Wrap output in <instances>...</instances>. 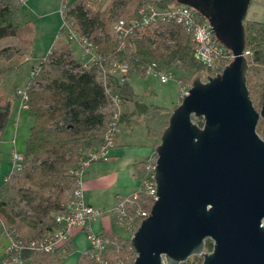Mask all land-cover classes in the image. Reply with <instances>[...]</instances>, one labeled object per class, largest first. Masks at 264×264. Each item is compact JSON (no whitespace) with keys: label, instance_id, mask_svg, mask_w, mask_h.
Instances as JSON below:
<instances>
[{"label":"trees","instance_id":"trees-1","mask_svg":"<svg viewBox=\"0 0 264 264\" xmlns=\"http://www.w3.org/2000/svg\"><path fill=\"white\" fill-rule=\"evenodd\" d=\"M15 1L0 0V41H12V44L0 48V133L9 121L10 92L15 88L13 78L19 68L18 63L8 62L28 54L25 45L29 48L30 42L24 44L21 36L30 35L32 30L29 23H18L21 8ZM142 1L145 0L135 1L129 16H135V9ZM71 2L68 15L77 31L96 48L102 59L101 65L107 69L111 62H121L127 66V72L123 76L124 83H108L109 91L106 93L97 80L99 65L83 68L82 63L74 59L71 49L74 45L62 36L64 41L59 49L48 53L30 71L33 75H29L24 91L27 95L26 117L31 124L21 154L22 169L11 178H15L12 183L5 180L0 183V223L23 246L44 239L58 228L53 216L66 201V193L71 189L67 172L78 166L80 156L101 145L109 121L106 106L111 96L116 95L121 101V124L126 117L124 104L131 102L133 110L130 116L143 120L148 139L159 140L169 112L137 101L127 78L144 76V69L151 64L166 72L180 70L185 75L208 73L193 58L195 46L191 36L178 25H153L139 35L128 37L124 47L119 49V44L107 33L111 20L123 14V3L112 0L103 10L97 9L89 15L81 4ZM154 4L159 9L176 6L174 0H159ZM196 20L204 21L197 14ZM243 30L245 50L250 53L245 74L246 89L251 103L259 106L264 98V78L254 82L250 74H257L264 68V13L260 22L244 19ZM193 121L201 127L200 120ZM147 173L145 162H138L132 167V178L136 183ZM150 203L143 193L139 194L131 213L134 209L148 211ZM112 237L115 241L103 252L102 262L81 255L77 264H131L132 259L124 258V252L133 255L129 240L120 238L115 232H112ZM204 248L210 251L211 243L206 240ZM18 257L26 264H54L59 260L60 253L23 249ZM200 262L198 257H192V264Z\"/></svg>","mask_w":264,"mask_h":264},{"label":"water","instance_id":"water-1","mask_svg":"<svg viewBox=\"0 0 264 264\" xmlns=\"http://www.w3.org/2000/svg\"><path fill=\"white\" fill-rule=\"evenodd\" d=\"M174 1L203 18L232 58L204 82L194 77L168 115L153 148L156 200L129 239L132 264L193 256L201 264H264V141L255 133L264 99L257 112L243 56L250 0Z\"/></svg>","mask_w":264,"mask_h":264},{"label":"built area","instance_id":"built-area-1","mask_svg":"<svg viewBox=\"0 0 264 264\" xmlns=\"http://www.w3.org/2000/svg\"><path fill=\"white\" fill-rule=\"evenodd\" d=\"M77 0H60L58 15L60 18V27L58 37L62 36L66 41L71 42L77 49L82 60V67L86 68L92 64L99 65L97 80L102 85L104 91H109L108 83L116 82L121 85L124 83V74L127 72V66L124 63L113 61L109 67L104 68L101 63L102 59L96 53V48L83 35H81L73 25L68 15L69 2ZM159 0H145L135 9V16L120 17L111 22L109 31L110 37L114 38L119 44V49L124 47V41L130 36L139 35L143 30L156 24L165 25L173 23L178 25L186 34L191 36L195 46L193 58L199 62L208 72V76L213 77L219 74L222 69L231 61L230 53L225 50L216 40L207 22H198L196 13L183 5H176L171 8L159 9L154 2ZM27 0H16L15 4L20 7H26ZM229 53V54H228ZM246 58L250 53L246 50L243 52ZM33 75V72L30 73ZM144 75L156 77L161 84L170 80V72L157 69L154 64L148 65L144 69ZM178 87L186 94L189 84L179 80ZM14 96L17 99L18 109L27 110V95L23 89H14ZM106 112L109 114V121L103 134L101 145L84 153L78 159V166L69 169L67 174L71 180V189L67 195L66 201L60 206L54 214L53 221L57 229L50 233L44 239L31 242L26 246L15 241L11 233L5 231L0 223V229L6 238L7 244L2 251L0 264L15 263L26 264L22 262L18 253L21 250H27L38 253L58 252L65 256L70 251L71 239L77 232H84L88 242L89 249L83 254L85 258L102 262L103 252L115 239L112 232L92 235L88 228L89 224L97 215L91 206L84 202L82 194L81 178L84 170L94 163H105L109 160V152L114 147L116 139L120 136L121 123L119 119L123 113V107L120 99L113 95L110 97L106 106ZM11 170L5 178L9 181L12 177L18 175L22 169V155L15 151L10 153ZM156 156L152 151L151 155L144 161L147 165L148 173L137 182L135 191L128 196L115 195L112 209L109 211V220L113 226L123 230L129 238L136 231L141 220L148 216V211L134 209L133 206L138 201L139 194L143 193L150 200V204L156 200L155 184L153 180V167Z\"/></svg>","mask_w":264,"mask_h":264},{"label":"rangeland","instance_id":"rangeland-1","mask_svg":"<svg viewBox=\"0 0 264 264\" xmlns=\"http://www.w3.org/2000/svg\"><path fill=\"white\" fill-rule=\"evenodd\" d=\"M114 1L124 4L122 7L124 12L123 14L112 19L111 22L120 17H128L136 5V0ZM111 2L112 0H77L76 4H81L88 14L92 15L97 9L103 10ZM71 3L72 2L70 1L68 4L71 5ZM59 8L60 0H27L26 7L21 8V17L18 23H29L32 30L30 35L25 36L24 34L21 36L25 41L24 44H28V41L30 42L29 48L25 45L28 54L26 56L15 57L10 62H8L19 64L18 71L13 78V84L15 87L20 89L23 88L30 75V71L35 68L47 55L48 50H58L61 43L64 41L61 36L58 37L57 35L61 24L58 15ZM107 35L110 38L109 30ZM9 44H12L11 40H1L0 48ZM71 49L73 51L74 59L82 62L81 58L79 57V52L75 49V47L71 46ZM206 75L208 76V73L204 71L198 74L190 73L185 75L180 70H173L170 72V80L165 84H161L156 77L149 75H132L127 78V82L131 86L137 101H139L141 104L162 108L170 113L181 102L182 95L184 96L183 91L178 87L177 82L182 80V82H186V84H189L190 86L191 80L194 77L198 76L201 81L204 82ZM250 76L254 82L260 81L264 78V68L260 69L257 74H250ZM185 78L188 80H185ZM10 96L14 97V89L11 90ZM11 103L12 105L9 121L4 130L0 133V183L3 182L4 177L8 175L11 170V163L9 160L11 149L14 148L12 151H15L17 154H22L24 150V140L27 134V126L24 123L27 118L26 114H23V117L21 116V122L17 121L19 128L18 131L14 133L11 123L16 110L13 111L14 102L11 101ZM252 106L257 112H259L261 105L257 106L256 103H254ZM124 109L126 112V117L124 118V122H122L121 125H124L125 127H120L122 143L125 141L133 142L132 146L130 147L131 150L135 151L134 154L138 157L139 162H144L151 155L153 151L152 146L157 145L159 140L155 142L148 139L143 127V120L141 118L136 119L130 116L129 113L133 110V104L131 102H126V105L124 104ZM19 111V113H22L24 110ZM255 133L262 141H264V122L261 121L260 118L256 124ZM13 139L14 147L12 144H10ZM90 166L91 165L85 169V172L91 169ZM114 173L117 175L116 181L118 180V184L120 183L130 185V191L128 193H133L135 191V183L130 176V165L127 166L121 164V166L114 170ZM14 179H10L9 182L12 183ZM83 183L84 179L81 178L82 189ZM105 187H107V185L105 186L104 183H100L94 187L96 191L95 193L99 194H97L98 197L96 206L92 208L98 213L94 220L90 223L88 230L92 235H98L102 230L114 231L119 235L120 238L129 240V236L123 230H119L113 226L109 220V211L112 209L115 195L124 196V192H117L115 189L104 191ZM68 194L69 192L66 193V196ZM83 195H86V191L83 192ZM20 207L23 208V205L21 204ZM4 241L5 240L0 229V244L6 242ZM88 249L89 246L84 232H79L72 241V249L67 255H65L63 258H60L54 264H77L80 255L85 254ZM204 252L209 251L204 248ZM134 257V254L129 255L128 253L124 252L125 259H132L133 262ZM180 264H192V257H189L185 262Z\"/></svg>","mask_w":264,"mask_h":264},{"label":"crops","instance_id":"crops-1","mask_svg":"<svg viewBox=\"0 0 264 264\" xmlns=\"http://www.w3.org/2000/svg\"><path fill=\"white\" fill-rule=\"evenodd\" d=\"M263 13H264V0H250V4L248 6V9H247V12H246L244 19L246 21L260 22L262 20ZM50 52H51V50L49 49L48 53H50ZM79 57H80V55H79ZM23 88H21V89H23ZM14 89H20V88L15 87ZM11 101L14 102L13 103V111L16 110L15 114L13 116L12 123H11L14 133H16V131H18V128H19L17 121L21 122V118L23 117V114H26V111L19 113L20 111H19L18 106H17L18 105L17 99L15 96L14 97L12 96L10 98V114H11V105H12ZM125 105H126V103H125ZM24 123L27 126V132L26 133H28V129L30 127L31 121L28 118H26ZM121 127H125V126L121 125ZM26 136H27V134H26ZM120 139H121V135L116 139L114 147L110 150L109 160L107 162L90 164L91 169L86 171V172L84 170L85 173L82 176V178L84 179V183H83V189L84 190L82 189L83 190L82 194H83V192L86 191V195L85 196L83 195L84 196L83 199H84V202L91 207L96 206L97 197H98L97 194H99V193H95L96 191H95L94 187L100 183H104L105 186L107 185V187H105L104 191H107L110 189L111 190L115 189V191H117V192H122V193L124 192L123 193L124 196H128V195L132 194V192L128 193L130 191V185L120 184V183L118 184V180L116 181L117 175H116V173H114V170L116 168H118L119 166H121V164L127 165V166L130 165V176L132 178V167L134 164L138 163L139 160H138V157L134 154L135 151L131 150V148H130L132 146L133 142L125 141L122 143V139H121V141H120ZM151 141H155V140H151ZM155 142H157V141H155ZM10 144H12V146L14 145V139L11 141ZM152 147L154 148L155 145H153ZM12 150H14V148L11 149V152H12ZM6 177H7V175L4 177L3 181L5 180ZM132 180H133V178H132ZM133 182L135 183V187H136L137 183L134 180H133ZM109 232H114V231H103L102 230L99 234L109 233ZM78 233L79 232L74 234L72 239H71L70 250L72 249V241ZM5 245H6V242L0 244V257H2V251L5 247ZM63 257L64 256L60 255V258H63Z\"/></svg>","mask_w":264,"mask_h":264}]
</instances>
